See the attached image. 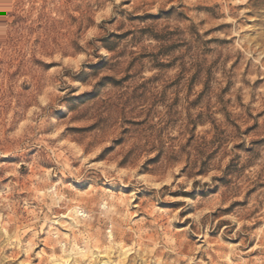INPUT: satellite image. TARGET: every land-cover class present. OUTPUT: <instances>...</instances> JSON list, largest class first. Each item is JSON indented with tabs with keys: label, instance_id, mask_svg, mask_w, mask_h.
<instances>
[{
	"label": "rangeland",
	"instance_id": "374dc122",
	"mask_svg": "<svg viewBox=\"0 0 264 264\" xmlns=\"http://www.w3.org/2000/svg\"><path fill=\"white\" fill-rule=\"evenodd\" d=\"M0 264H264V0H0Z\"/></svg>",
	"mask_w": 264,
	"mask_h": 264
},
{
	"label": "bare ground",
	"instance_id": "6f19581e",
	"mask_svg": "<svg viewBox=\"0 0 264 264\" xmlns=\"http://www.w3.org/2000/svg\"><path fill=\"white\" fill-rule=\"evenodd\" d=\"M111 237V236H110Z\"/></svg>",
	"mask_w": 264,
	"mask_h": 264
}]
</instances>
